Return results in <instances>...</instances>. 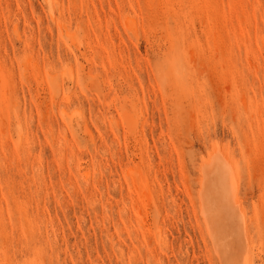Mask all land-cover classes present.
I'll list each match as a JSON object with an SVG mask.
<instances>
[{"label":"rangeland","instance_id":"1","mask_svg":"<svg viewBox=\"0 0 264 264\" xmlns=\"http://www.w3.org/2000/svg\"><path fill=\"white\" fill-rule=\"evenodd\" d=\"M219 157L264 264V0H0V264H218Z\"/></svg>","mask_w":264,"mask_h":264},{"label":"bare ground","instance_id":"2","mask_svg":"<svg viewBox=\"0 0 264 264\" xmlns=\"http://www.w3.org/2000/svg\"><path fill=\"white\" fill-rule=\"evenodd\" d=\"M50 16V19H53L52 14ZM219 155L222 157L221 153ZM225 160L227 161L225 162L220 157L216 158V163L211 166V161L208 165L209 168L206 166L207 169H204L201 174L203 175L201 178L204 177L202 178L204 180L200 178L201 183L202 181L208 182V186L198 196L200 197L198 202L202 206V208L200 206L202 227L218 264H252L254 257L257 255L254 253L255 242L247 223L248 220H246L238 200V189L236 186L237 190L228 186L229 183L234 182L235 184L236 181L238 182L237 171L227 158ZM199 186L201 191L204 185ZM142 195L144 199L149 200L148 192ZM138 213L140 215V211ZM143 224L148 226L145 225L147 221L146 223L144 221ZM146 230L149 231L150 229L146 227ZM157 234H160V232Z\"/></svg>","mask_w":264,"mask_h":264}]
</instances>
